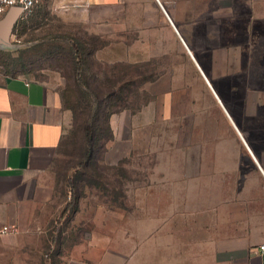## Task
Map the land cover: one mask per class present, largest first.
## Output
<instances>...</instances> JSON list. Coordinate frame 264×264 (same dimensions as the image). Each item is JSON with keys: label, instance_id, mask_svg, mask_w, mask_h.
<instances>
[{"label": "rangeland", "instance_id": "obj_1", "mask_svg": "<svg viewBox=\"0 0 264 264\" xmlns=\"http://www.w3.org/2000/svg\"><path fill=\"white\" fill-rule=\"evenodd\" d=\"M41 1L27 17L7 18L2 24L6 40L0 37L1 72L47 82L66 96L82 122L86 106L94 103L93 88L107 89L108 81L118 80V89L123 77L129 79L138 70L142 76L137 79L149 81L143 86L148 91L138 89L129 96L130 108L113 120L126 137L130 126L134 133V112L140 106L167 108L144 126L141 147L132 139L110 141L98 174L82 168L91 183L83 182L77 204L73 194L70 198L68 180L78 146L75 138L67 142L68 158L59 164L60 198H53L59 205L52 238L42 256L48 264H152V207L181 206L188 198L198 205L197 194L172 193L183 186L185 176L197 178L199 157L214 155L215 142L264 140V0H161L164 14L177 26L176 36L161 30L163 34L151 37L157 51H140L141 36L129 29L127 44L96 51L80 69L70 67L68 53L47 49L68 48V32L86 31L87 16L51 8L42 20L24 26ZM138 1L144 19L151 1ZM163 48L169 51L158 52ZM93 80L98 83L85 85Z\"/></svg>", "mask_w": 264, "mask_h": 264}, {"label": "crops", "instance_id": "obj_2", "mask_svg": "<svg viewBox=\"0 0 264 264\" xmlns=\"http://www.w3.org/2000/svg\"><path fill=\"white\" fill-rule=\"evenodd\" d=\"M150 1L149 14L142 19L138 0H42L36 16L22 23L27 26L30 20H42L51 8L63 14L78 13L87 16L86 31L68 32L70 42L73 37H95V51L114 44L121 48L127 44L128 30L136 29L141 36L138 50L157 51L151 47L155 41L151 37L163 34L161 30L176 36L178 29L170 14H164L161 0ZM0 37L6 40L2 31ZM164 51L169 49H158ZM141 76V72L135 75ZM138 82L147 93L143 86L149 81ZM126 110L111 117L112 141L133 140L141 147L144 126L167 108L140 106L134 112V133L131 136L130 126L128 137L113 122ZM72 126L73 113L64 105L60 91L45 81L0 71V264H48L42 255L52 238L59 205L53 198H60L62 186L59 164L68 158L64 149ZM212 147L214 155L199 157L197 178L182 172L189 178L185 176L183 186L174 187L172 193L197 194L198 205L188 198L181 206L152 207V264H264V140L252 138L245 145L239 140L221 141ZM63 179L68 180L66 174ZM10 225L19 230L3 231Z\"/></svg>", "mask_w": 264, "mask_h": 264}, {"label": "trees", "instance_id": "obj_3", "mask_svg": "<svg viewBox=\"0 0 264 264\" xmlns=\"http://www.w3.org/2000/svg\"><path fill=\"white\" fill-rule=\"evenodd\" d=\"M97 39L91 37H75L72 39L69 47H58L47 49V51L55 53H68L70 67L73 69H80L86 66L87 57L90 55L94 57L96 48L98 45L95 43ZM37 48V47H35ZM30 50L36 51L39 49ZM64 55V54H63ZM68 59V58H67ZM57 60V59H56ZM62 60V59H60ZM132 75H128L129 79H125L120 82L122 85L117 89L118 80L108 81L109 87L107 89L98 90L97 87L93 91L91 97H94V103L86 106L82 122L76 117V109L70 105L66 96L62 95L64 105L70 109L73 113V126L68 137V141L75 140L78 146L77 162L73 165L74 173L70 175L68 184L71 188L70 191L75 197L76 204L78 203L81 195V186L83 182L91 183L90 178H87V171H83L82 168H90L91 173L97 172V165L100 161L105 160L104 154L107 151L108 142L114 139L113 130L110 124V120L113 114L119 113L122 110L130 108L129 96L136 94L138 89L141 88V83L135 77L140 72L138 70L131 72ZM98 83L97 80L85 82L89 87L91 83ZM92 174V175H95ZM98 174V172H97ZM98 183L97 180L94 181ZM77 210V205H75Z\"/></svg>", "mask_w": 264, "mask_h": 264}, {"label": "built area", "instance_id": "obj_4", "mask_svg": "<svg viewBox=\"0 0 264 264\" xmlns=\"http://www.w3.org/2000/svg\"><path fill=\"white\" fill-rule=\"evenodd\" d=\"M40 1L41 0H0V22L3 20L2 17L7 15L13 8L20 9V16L22 18L27 17ZM18 230V227L15 225L6 226L3 229V231L15 232ZM261 249L264 250V245L261 246Z\"/></svg>", "mask_w": 264, "mask_h": 264}, {"label": "water", "instance_id": "obj_5", "mask_svg": "<svg viewBox=\"0 0 264 264\" xmlns=\"http://www.w3.org/2000/svg\"><path fill=\"white\" fill-rule=\"evenodd\" d=\"M18 16H20V9L19 8H13L12 10H10L9 13H7L6 17L0 22V33L2 31L1 26L5 22V20H7V18H9L10 20H13L14 17L18 18Z\"/></svg>", "mask_w": 264, "mask_h": 264}, {"label": "bare ground", "instance_id": "obj_6", "mask_svg": "<svg viewBox=\"0 0 264 264\" xmlns=\"http://www.w3.org/2000/svg\"><path fill=\"white\" fill-rule=\"evenodd\" d=\"M187 49H188L189 53H190L191 55H193V54H192V51H191L188 47H187ZM220 101H221V100H220Z\"/></svg>", "mask_w": 264, "mask_h": 264}]
</instances>
